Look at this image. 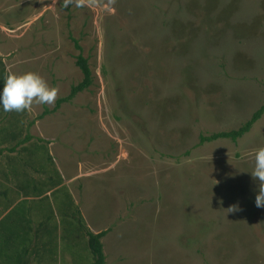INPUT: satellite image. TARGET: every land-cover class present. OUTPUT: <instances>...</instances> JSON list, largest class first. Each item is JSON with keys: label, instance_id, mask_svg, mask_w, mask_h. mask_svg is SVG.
<instances>
[{"label": "rangeland", "instance_id": "374dc122", "mask_svg": "<svg viewBox=\"0 0 264 264\" xmlns=\"http://www.w3.org/2000/svg\"><path fill=\"white\" fill-rule=\"evenodd\" d=\"M3 3V22L22 27L0 30V88L9 73L35 71L60 91L53 105L0 107V128L20 141L27 178L59 182L49 141L30 138L47 107L43 124L67 149L66 176H75L70 223L55 237H33L31 249L48 241L56 254L70 250L58 264H94L81 208L108 231L107 264H264V208L251 175L264 115L237 141L200 144L238 129L264 104V0ZM72 37L94 83L54 110L84 78ZM7 48L11 58L2 56ZM60 193L50 196L55 225Z\"/></svg>", "mask_w": 264, "mask_h": 264}, {"label": "crops", "instance_id": "0c3cea01", "mask_svg": "<svg viewBox=\"0 0 264 264\" xmlns=\"http://www.w3.org/2000/svg\"><path fill=\"white\" fill-rule=\"evenodd\" d=\"M7 4L3 3L0 15H3V9ZM7 9L9 8L7 7ZM0 26L4 36L5 33H9V36L11 35L10 32L17 33L19 28L22 27V25L15 22L16 27L11 29L1 18ZM3 46L5 45L0 40L1 50ZM2 54V56L11 58L10 54L12 52L10 53L7 48ZM12 60L19 62L15 58ZM7 70L9 71V66H7ZM37 112L38 110L35 114ZM48 115L33 119V126L39 133L38 135H31L30 138L33 140L35 137H39L41 140L49 141L50 151L48 152L47 162H52L54 172L59 173L61 177L60 181L56 183L51 181L52 177L50 176L44 181H38V178H36L37 180L32 177L27 178L24 161L19 159L20 141L18 138H11L7 130L0 128V264H23V254L30 256L29 262L27 263L28 260H26L25 264H58V255L63 252H70L68 248H65L64 250L60 249L62 252L56 254L48 241H44L41 247L36 246V249H31L34 244L30 240L33 237L48 239L51 236H56V234L51 233L54 228H56L57 234L61 229L66 228V224L70 223L68 206H70L72 212V206L75 202L73 195L75 176L72 174L68 178L65 172L66 167L68 168V165H66L67 159L64 157L67 149L57 144L54 133L50 134L47 128L48 125L43 124L44 119L49 117ZM48 136L52 137L49 138ZM86 177L89 178V176ZM59 191L61 193L57 198V208H59L58 212L62 214L63 219L59 223L56 222L57 225H55L54 216L49 215L53 210L50 196ZM80 218L85 221L88 231L94 233L105 231L96 226L93 227L89 222L87 213L81 208ZM28 250L30 251L28 252Z\"/></svg>", "mask_w": 264, "mask_h": 264}, {"label": "clouds", "instance_id": "9594fccd", "mask_svg": "<svg viewBox=\"0 0 264 264\" xmlns=\"http://www.w3.org/2000/svg\"><path fill=\"white\" fill-rule=\"evenodd\" d=\"M63 6L83 7V0H64ZM59 87L51 86L47 80L35 71L22 74L9 73L4 77L3 87L0 88V107L4 112L21 113L30 110L35 105H53L58 95ZM254 181H258L256 206L264 208V148L255 153V167L251 171ZM237 210L236 207L231 209Z\"/></svg>", "mask_w": 264, "mask_h": 264}, {"label": "trees", "instance_id": "16d2710c", "mask_svg": "<svg viewBox=\"0 0 264 264\" xmlns=\"http://www.w3.org/2000/svg\"><path fill=\"white\" fill-rule=\"evenodd\" d=\"M72 39L75 43L76 48L80 50V53L77 55L76 64L83 72L84 78L81 82H79L78 84L72 87L71 93L67 97L60 98L57 101V105L54 110L59 109L60 106L65 102H71L78 94L89 89L94 83V76L90 66L89 58L84 56L83 47L80 44L79 40L74 37H72ZM49 112L50 110L46 108L43 116L48 114ZM263 115H264V104L257 111H255L252 117L238 129H233L230 131H222V132L214 133L209 136H202L200 144H203L205 142L215 141L221 138H228L237 141L239 138L243 137L245 134L250 132L253 126L263 117ZM107 234H108L107 230L97 234L88 231L90 246L95 255L94 264H107L106 255L104 253V244L102 242V238Z\"/></svg>", "mask_w": 264, "mask_h": 264}]
</instances>
